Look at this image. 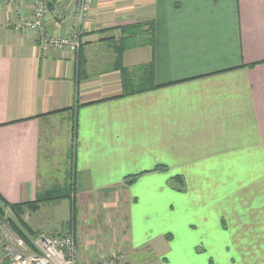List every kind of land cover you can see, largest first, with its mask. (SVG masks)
Wrapping results in <instances>:
<instances>
[{"label": "crops", "instance_id": "0c3cea01", "mask_svg": "<svg viewBox=\"0 0 264 264\" xmlns=\"http://www.w3.org/2000/svg\"><path fill=\"white\" fill-rule=\"evenodd\" d=\"M76 6L52 0L46 12L50 35L82 30L71 52L43 49L35 30L19 28L33 0H0L1 196L26 203L62 186L69 196L53 203L50 222L75 227L82 261L127 253L135 221L174 214L202 228L206 246L262 264L264 0H94L80 23ZM137 22L154 23V42L127 48L122 65L153 62L158 86L122 96L116 45L121 26ZM56 173L61 185H52ZM111 206L115 226L104 218ZM27 216L32 228L42 224ZM168 239L159 233L149 247L163 254Z\"/></svg>", "mask_w": 264, "mask_h": 264}, {"label": "rangeland", "instance_id": "374dc122", "mask_svg": "<svg viewBox=\"0 0 264 264\" xmlns=\"http://www.w3.org/2000/svg\"><path fill=\"white\" fill-rule=\"evenodd\" d=\"M53 179L52 185H61L59 184L57 173L56 175H54ZM131 179V176H126L125 182H128L127 184H129ZM72 184L73 181L70 179V182L66 185V188H69L70 192L73 190ZM178 187L180 188L181 184H178ZM65 194V189L62 188V186H57V188H55L54 190L47 191L46 193H43L39 196L45 197L46 195H48L51 198L42 201L38 210L32 211L26 206L23 208L20 217L28 226L31 227L29 221L25 219L26 215H29L27 217L32 216L33 218H35L34 220L39 219L42 222V224H40V226H38L39 228L37 229L31 227L34 231L33 234L28 232V230H26L20 224L18 220V215H16L15 212L12 211L9 206L4 205L2 202H0V205L3 208V214H0V251L1 249H3L4 243L8 240V238L12 240L20 238L17 231L13 227L14 223L17 224L25 233L26 237L28 238V241L24 239L23 240L28 245H31L32 240L36 239L41 234H45L47 236L72 234L76 239L75 227L71 223L56 222L54 224L53 222H50L51 219H54V217L52 216L54 215L52 212V206H54L53 203L62 199H52V197H57ZM236 201L239 202V200ZM256 201H258V203ZM249 202L247 203V205L249 206H253L255 204L260 205V201L256 199ZM111 207L107 210H104V218L113 221V224L115 226V223L117 222L113 215L115 208H113V206ZM142 214H144L142 217H146L148 213L143 211ZM64 216L65 214H63L62 212L56 213L58 221H61ZM156 217L157 216H150L151 219H155ZM175 217L176 216L174 214H167L166 221L155 224L140 223L141 219L139 220L140 222L135 221L134 226L131 225L130 229L126 232L127 234H129L130 240L133 241V247L129 248L127 253L121 251L126 256V264H241L239 261L238 251H236V249L238 250V248H233L229 246H206V244L203 243L201 239L208 240L209 238L202 237L205 233L202 228L190 230L186 225L176 223L177 221L175 220ZM245 217L247 218L248 216ZM177 219H179V217ZM48 221L50 224L47 223ZM31 222H33V220ZM51 224L52 226H50ZM48 226L50 228H53L50 230L47 228ZM159 233H165L166 236L169 238V247L167 249V252L157 255L154 249L152 247H149V240ZM211 233L213 235L218 236L217 232H209L210 235H212ZM220 242L221 241H218V245L220 244ZM213 243L215 242L210 241V245H212ZM118 252L120 251H113V253H110V251H107L105 253L102 252L103 256L98 257L96 260L93 261H82L80 258L79 259L81 264H93L97 263L99 260H101V258L117 254ZM262 258L264 259V257ZM3 263L4 261L0 256V264ZM262 264H264V262Z\"/></svg>", "mask_w": 264, "mask_h": 264}, {"label": "built area", "instance_id": "2783aa9c", "mask_svg": "<svg viewBox=\"0 0 264 264\" xmlns=\"http://www.w3.org/2000/svg\"><path fill=\"white\" fill-rule=\"evenodd\" d=\"M35 9L33 17H23L19 25L23 30H35L43 49L56 47L62 50L77 52L82 47V30L76 28L65 36L50 35L46 27V12L52 0H33ZM94 0H77L76 15L79 23L86 18L92 8ZM55 12L61 16L63 11L56 7ZM3 264H81L79 250L75 237L72 234L57 236L39 235L28 245L23 239H9L4 243ZM93 264H126L123 252L101 258Z\"/></svg>", "mask_w": 264, "mask_h": 264}, {"label": "trees", "instance_id": "16d2710c", "mask_svg": "<svg viewBox=\"0 0 264 264\" xmlns=\"http://www.w3.org/2000/svg\"><path fill=\"white\" fill-rule=\"evenodd\" d=\"M147 26V28H146ZM121 31L124 34V38L118 45H116V68L121 72L122 76V88L123 93L122 96H127L135 93H140L148 90H152L156 88L158 85L155 82V68L153 62L141 65L139 67L128 69L122 65V56L124 51L138 44H152L155 39V25L153 22H137L129 25L121 26ZM139 37V40H137ZM132 179L129 183H131L137 175H130ZM128 183V182H127ZM74 186V183L72 184ZM68 195H60L52 197V199L64 198ZM48 195L45 197H37L35 200L26 202V203H18V204H9L0 194V202L4 205L9 206L12 211L18 215V220L20 224L28 230L31 234L34 233L33 229L28 226L23 219H21V211L26 206L28 209L32 211H36L40 207V203L46 199H50ZM0 214H3V208L0 205ZM71 219L73 222L77 219V205L76 201L72 200L71 205ZM14 229L17 231L19 237L21 239L27 240L25 233L23 230L17 225L13 224Z\"/></svg>", "mask_w": 264, "mask_h": 264}]
</instances>
